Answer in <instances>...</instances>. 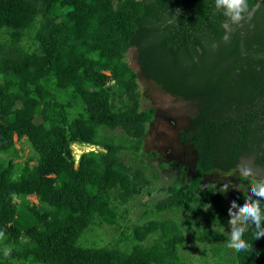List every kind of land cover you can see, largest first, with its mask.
I'll use <instances>...</instances> for the list:
<instances>
[{"label": "trees", "instance_id": "1", "mask_svg": "<svg viewBox=\"0 0 264 264\" xmlns=\"http://www.w3.org/2000/svg\"><path fill=\"white\" fill-rule=\"evenodd\" d=\"M257 2L226 30L215 0H0V264H189L180 250L191 227L201 264H264L254 225L242 237L247 251L229 249L225 234L231 202L242 207L257 180L238 176L229 201L202 184L242 159L264 172ZM138 76L194 105L177 132L194 162L143 221L127 225L125 206L159 179L138 156L153 114L139 110ZM75 144L98 149L75 159ZM106 227L116 235L110 245L89 239Z\"/></svg>", "mask_w": 264, "mask_h": 264}, {"label": "rangeland", "instance_id": "2", "mask_svg": "<svg viewBox=\"0 0 264 264\" xmlns=\"http://www.w3.org/2000/svg\"><path fill=\"white\" fill-rule=\"evenodd\" d=\"M125 60L129 67L136 70L134 49H130L126 53ZM137 80L140 93L139 110L146 111L151 109L153 111L152 120L147 124L146 136L138 156L144 162H150L154 166L159 179L156 182H151L150 189H142L141 194L125 206L127 208V214L123 222L127 225L143 221L146 218L143 216L146 208L148 209L150 204L165 197L166 190L169 186L174 183L181 184L185 177L189 175L194 162V152L191 147L180 144L177 141V132L187 125L188 119L195 111L194 105L163 93L151 81L145 80L141 76H138ZM116 133L118 134V131ZM15 147L22 149L21 155L23 159L30 152V149L23 140L16 142ZM76 150L77 154L82 152L81 149ZM150 153H153L154 156H150ZM122 159L128 163L130 156L125 155V158L122 156ZM241 163H246L253 170V174L248 178L252 180L264 179V172L262 170L254 168L245 159H242L240 161ZM238 176H242L238 167L228 173L212 171L210 174L204 176L202 184H214L217 189L223 188L225 184H228V190L223 189L225 190L227 201H229L232 191L238 188L236 183ZM30 201L35 202V199L31 197ZM140 204H144V207ZM168 216L172 218L176 217L171 213L161 215L162 218ZM181 218L185 220V215ZM229 219L230 217L228 221ZM192 223L193 221L188 222V224ZM230 227L225 234H230ZM112 229L113 227L96 229L97 233L102 234L101 240L100 236H96L94 233L89 234V239L96 241L99 246L110 245L116 237ZM183 232V236L186 238V247L180 250L181 254L189 257L187 261L189 264H201L198 254L201 245L195 243L190 235L193 232V227ZM119 245L122 246L123 244L119 243Z\"/></svg>", "mask_w": 264, "mask_h": 264}, {"label": "clouds", "instance_id": "3", "mask_svg": "<svg viewBox=\"0 0 264 264\" xmlns=\"http://www.w3.org/2000/svg\"><path fill=\"white\" fill-rule=\"evenodd\" d=\"M261 6L262 5L258 0L254 7L259 8ZM215 8L217 12H222L224 17L227 18L224 23L226 30L231 29L233 25L239 26L245 20L246 16L251 15L248 0H215ZM78 146L82 145H73L75 152H77L76 149H79ZM76 154L77 153H75V155ZM238 169L240 174L244 177H249L253 174L252 168L246 163L239 164ZM228 187V184L223 186L226 191L228 190ZM253 197H255V199ZM262 200H264V179L257 180L252 185L251 195L244 198L242 207L238 208L235 201L231 202V206L228 209V216L230 217L228 224L231 226V232L227 242V247L229 249L242 252L251 248V245L242 238L246 231V227L249 224L255 226L256 240L264 237V227H262V224H264V212H262L261 209ZM233 209H237V211L234 212ZM2 235L3 234L0 233V236Z\"/></svg>", "mask_w": 264, "mask_h": 264}, {"label": "water", "instance_id": "4", "mask_svg": "<svg viewBox=\"0 0 264 264\" xmlns=\"http://www.w3.org/2000/svg\"><path fill=\"white\" fill-rule=\"evenodd\" d=\"M79 147V149H81L82 150V152H88V151H96L97 149H98V147H86V146H78ZM77 147V148H78ZM80 153H78V154H76L75 155V159H77L78 158V155H79ZM145 199V198H144Z\"/></svg>", "mask_w": 264, "mask_h": 264}]
</instances>
